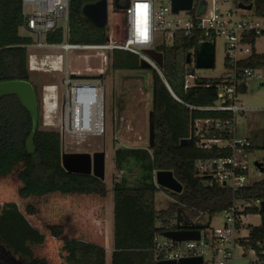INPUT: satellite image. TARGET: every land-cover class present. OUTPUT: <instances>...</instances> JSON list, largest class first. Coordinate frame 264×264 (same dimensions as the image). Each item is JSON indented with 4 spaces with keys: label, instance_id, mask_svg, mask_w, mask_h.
<instances>
[{
    "label": "trees",
    "instance_id": "trees-1",
    "mask_svg": "<svg viewBox=\"0 0 264 264\" xmlns=\"http://www.w3.org/2000/svg\"><path fill=\"white\" fill-rule=\"evenodd\" d=\"M96 0H69L68 40L72 43L100 44L105 42V28L91 24L81 12L83 4ZM252 3L254 15L264 17V0H236ZM23 26L22 0H0V81L23 79L31 82L27 66L28 36L19 34ZM203 36L198 31L189 36L177 33L171 46L160 47L163 53L162 76L152 70V105L154 140L147 147H118L114 162L122 175L116 176L112 190L114 196V228L111 264H156L153 260V238L161 230H172L176 208L181 206L191 211H207L210 215L227 208L233 194L229 189L203 184L197 176L194 161L198 158L217 156L220 148L201 149L181 145L180 140L190 135L191 125L196 119L232 121L230 111L205 110L217 99V86L222 77L197 76L194 84L184 88L186 53L195 49ZM62 31L56 30L47 36L50 42L62 40ZM257 35L246 36L252 45V53L240 61L242 66L264 67V54L254 49ZM112 70H134L141 68L139 58L128 51L112 50L107 59ZM194 72V69L191 70ZM103 79V77H102ZM32 83V82H31ZM243 89L239 88V92ZM40 121V115H39ZM32 128L30 113L12 94L0 98V177L9 175L19 165L17 189L20 198L43 196L51 193L96 195L105 197L107 187L104 180L93 175L67 172L61 165L62 142L58 131L38 130L35 134L34 151L27 150V139ZM231 138L228 124L220 132L213 131L208 137ZM254 136V135H252ZM133 162L139 174L129 177L127 164ZM159 170L172 171L182 184L180 193L159 187L154 174ZM125 173V174H124ZM165 190L173 203L165 209L155 207V194ZM242 197L264 198V174L246 187ZM161 221L160 227L157 223ZM56 235L61 234L55 226ZM254 237L264 234V226L252 229ZM73 248L74 260L64 264H105V248L97 243L78 239ZM11 247L0 236V264H46L45 261L27 263L17 261L10 254Z\"/></svg>",
    "mask_w": 264,
    "mask_h": 264
},
{
    "label": "built area",
    "instance_id": "built-area-1",
    "mask_svg": "<svg viewBox=\"0 0 264 264\" xmlns=\"http://www.w3.org/2000/svg\"><path fill=\"white\" fill-rule=\"evenodd\" d=\"M199 2L193 0L190 9L173 12L171 0H129L125 8L116 6L112 0L111 4L107 3L105 42L83 44L68 40L69 0H22V27L30 38L26 45L27 66L29 71H37L47 58L56 59L49 64L52 70L61 72L62 77L59 84L47 85L46 88H53L50 96L55 101L50 100L52 105L58 106L60 97V136H102L105 132V88L99 75H104L102 67L107 51L121 49L131 52L162 76V66L147 50L161 52L159 48L171 46L177 33L189 36L198 31L203 34L199 42L222 38L225 53L223 81L216 85L218 91L214 105L201 109L230 111L233 120H193L187 138L190 141L195 139L197 148H220L217 156L196 159L194 168L203 184L229 189L233 194L232 203L212 215L207 211H191L182 207L181 220L177 221L175 217L173 224L176 228L202 224L204 227L200 229L199 239L176 241L164 237L161 233L167 230H161L153 238V260L156 263L200 256L201 264H264V234L254 237L252 233V229L264 226L261 209L264 198L246 199L241 196L244 189L255 182L248 177L250 156L254 149L264 150V126L254 136L235 132L237 114L249 109L238 98L239 88L245 89L250 81H256L264 89V67L240 65V61L252 53V45L245 38L249 34H264V17L253 13L239 17L232 9H221L216 0L209 3L204 0L200 9ZM119 3L124 1L119 0ZM58 29L62 31V40L48 41L47 36ZM32 50L56 52L47 53L46 59L38 60ZM194 50L191 49V62L184 66V88L192 86L197 77L195 72H191L195 67ZM88 56L95 58L97 64L100 62L95 75L90 74L92 68L88 64L83 70L72 69L74 58L85 60ZM255 109L263 113L264 120V108ZM226 124L232 133L231 138L208 137L213 131L223 130ZM255 162H261L264 167V156L253 162L256 172L262 173ZM154 182L156 184L155 174ZM217 213L222 214V223L214 226L211 221ZM250 216L259 217L260 225L248 222ZM160 225L161 221L157 223Z\"/></svg>",
    "mask_w": 264,
    "mask_h": 264
},
{
    "label": "rangeland",
    "instance_id": "rangeland-1",
    "mask_svg": "<svg viewBox=\"0 0 264 264\" xmlns=\"http://www.w3.org/2000/svg\"><path fill=\"white\" fill-rule=\"evenodd\" d=\"M206 1L209 3L211 0ZM216 1L221 9H232L239 17L252 14L251 11L239 9L236 6V0ZM108 2L111 4L112 0ZM182 16L184 17L185 14ZM19 34L28 36L23 27L19 28ZM254 49L257 53L264 54V34L257 36ZM33 52L38 60H42L45 54L56 51L34 50ZM111 53L112 50L106 52L105 64L102 67L105 88L104 134L78 138L61 135L62 150L65 152L105 151L104 181L107 195L102 198L96 195L51 193L20 198L17 194V189L21 185L17 179L19 165L9 175L0 177V236L9 244L10 254L17 261L27 263L33 260L35 262L45 261L46 264H64L76 258L73 248L76 240L82 239L107 245V241L113 237L112 186L116 176L123 174L116 168L114 152L118 147L148 146V117L152 105V70L150 68L112 70L107 65V59ZM224 56V41L217 37L215 38V66L210 69L194 67L195 74L203 77L223 75L225 72ZM53 60L56 59L47 58L43 64L39 65V70L30 71V75L39 103V129L59 131L60 97L58 106L52 108L51 103L47 105L49 111L46 110L47 106L42 100L46 86L59 84L62 77L61 72L51 69L49 63ZM99 63H96L95 58L88 56L85 60L74 58L71 67L83 70L88 64L92 68L90 74L95 75L100 66ZM51 98L54 99V97ZM238 98L249 109L237 114L235 132L239 135L250 136L264 126L263 113L255 109L264 108V89L259 87L256 81H250L247 88L238 92ZM259 156H264L263 149H254L250 156L248 177L252 181L259 180L263 175L258 174L253 166L254 160ZM127 166L126 169L130 171L129 177L139 174L133 162ZM81 196L83 198L79 199ZM172 203L173 199L165 190L156 192L155 207L157 210L165 209ZM248 222L255 226L260 225V219L257 216H250ZM220 223H222V214L217 213L212 218L211 224L215 226ZM57 225L61 228V234L58 235L54 232Z\"/></svg>",
    "mask_w": 264,
    "mask_h": 264
},
{
    "label": "water",
    "instance_id": "water-1",
    "mask_svg": "<svg viewBox=\"0 0 264 264\" xmlns=\"http://www.w3.org/2000/svg\"><path fill=\"white\" fill-rule=\"evenodd\" d=\"M120 4L119 0H114V4L118 7H127L129 0H123ZM193 0H171L173 12L179 10L190 9ZM107 0H96L82 5V15L94 26L104 27L107 20ZM204 0H200L199 8H203ZM237 7L242 10H252V3L243 4L238 3ZM147 53L158 63L163 65V54L153 49L147 50ZM191 51L186 53V62H191ZM195 67L210 69L215 66V41L213 39L200 41L194 50ZM141 68H150V64L145 60H139ZM99 77H103L102 74ZM16 95L21 105L30 113L32 119V128L27 139L26 145L29 153L34 151L33 140L39 127V103L33 84L30 81L23 79H9L0 81V98L7 95ZM154 122L153 112H149L148 117V145L151 146L154 140ZM181 145H190L191 141L188 138L180 140ZM105 151L88 152H65L61 153V165L70 173L93 175L101 180L105 178ZM255 165L264 174V167L261 162H255ZM155 181L159 187H163L172 192L180 193L183 189L182 184L174 177L172 171L159 170L155 172ZM261 209L264 212V201L261 204ZM181 206L176 208L177 221L181 220ZM204 226L196 224L192 227L178 226L174 230H167L161 234L164 237L176 240H196L200 237V229ZM202 258L184 257L177 260H160L156 264H201Z\"/></svg>",
    "mask_w": 264,
    "mask_h": 264
},
{
    "label": "crops",
    "instance_id": "crops-1",
    "mask_svg": "<svg viewBox=\"0 0 264 264\" xmlns=\"http://www.w3.org/2000/svg\"><path fill=\"white\" fill-rule=\"evenodd\" d=\"M258 131L254 132L252 135H256V133H258ZM80 198H83V196L79 197V199ZM113 241H114V239L112 237L109 241H107V245L99 244V245H101V246H103L105 248V252H106L105 264H111V253H112V249H113Z\"/></svg>",
    "mask_w": 264,
    "mask_h": 264
},
{
    "label": "bare ground",
    "instance_id": "bare-ground-1",
    "mask_svg": "<svg viewBox=\"0 0 264 264\" xmlns=\"http://www.w3.org/2000/svg\"><path fill=\"white\" fill-rule=\"evenodd\" d=\"M45 93H44V97H43V102H44V105L46 104V106L51 102L50 100H53V98H51V94L50 92H53V90L51 88H45L44 89ZM51 107H56V105L53 104V106L51 105ZM47 111H49V106H47L46 108Z\"/></svg>",
    "mask_w": 264,
    "mask_h": 264
}]
</instances>
